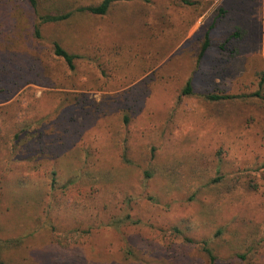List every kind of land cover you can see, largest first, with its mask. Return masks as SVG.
<instances>
[{
  "label": "rangeland",
  "instance_id": "obj_1",
  "mask_svg": "<svg viewBox=\"0 0 264 264\" xmlns=\"http://www.w3.org/2000/svg\"><path fill=\"white\" fill-rule=\"evenodd\" d=\"M35 1L36 7L31 0L18 1L11 12L14 29L4 36L5 45L29 49L31 56L61 69L64 76L62 62L53 54L54 43H63L80 57V88L98 79L102 70L112 81L102 91L97 90L99 85L70 90L69 85L59 89L31 83L0 107L16 101L28 88L35 99L50 91L83 92L98 103L117 94L122 95L114 100L132 98V102H116V112L101 118L111 130L112 144L120 145L124 137L140 130L144 133L137 135L139 157L151 158V146L157 151L149 165L142 164V169L150 167L152 179L144 180L142 169L124 168L122 183L127 191L133 190L135 202L146 195L157 200V204L146 198L140 201V225L126 232L141 233L140 239V235L157 237L154 230L159 228L170 234L171 228L179 227L198 244L189 247L194 256L208 242L223 264H257L264 257V108L246 97L257 90L256 73L264 70V0H196L197 6L182 10L187 24H181L178 30L183 33L176 40L168 32L163 37V18L181 10L174 0H112L106 16L78 11L104 0ZM220 10L227 14L220 16ZM68 12L72 17L65 22L40 24L37 36L41 15ZM236 32L241 34L238 39L233 37ZM206 34L211 46L200 60ZM188 81L193 91L184 95ZM208 94L239 98L209 103ZM47 103L40 102L41 114H46ZM123 110L134 113L129 128L123 126ZM78 117L84 121L82 115ZM11 167L12 161L6 162V169ZM61 170L64 184L68 172L65 167ZM239 176L243 179L236 181ZM11 179L0 184V259L4 264H33L36 250L50 240L46 209L54 195L43 178L34 177L26 187L14 185ZM229 184L234 186L231 194L226 190ZM250 185L259 190H251ZM81 204L73 211L81 214ZM126 214L123 211L119 217ZM51 218L64 228L78 222L74 213ZM91 225L92 221L86 226ZM219 230L223 237L217 236ZM108 232L94 234L88 241L83 264H126L119 252L121 237ZM246 254L248 259L242 262L238 256Z\"/></svg>",
  "mask_w": 264,
  "mask_h": 264
},
{
  "label": "trees",
  "instance_id": "obj_2",
  "mask_svg": "<svg viewBox=\"0 0 264 264\" xmlns=\"http://www.w3.org/2000/svg\"><path fill=\"white\" fill-rule=\"evenodd\" d=\"M18 1L0 0V29L3 35L0 38V104L8 103L15 93L31 83L59 89L69 85L70 90L95 89L94 86L99 85L97 90L102 91L103 87L112 81L102 70L98 79L93 83L84 82L81 85L85 88H80L77 72V60L80 57L63 43H54L53 54L62 62L64 76L61 69L51 68L40 58L31 56L29 49L5 45L4 36L14 29L11 12ZM31 2L36 7V1ZM174 3L176 9L181 10L176 11L173 16L164 17V14H160V17H164L163 37L166 38L168 32L170 39L176 40L183 33L182 30H178L181 24H187L182 10L197 6L199 3L196 0H174ZM111 4L112 0H104L98 6L80 8L78 11L106 16ZM224 13L220 10V16ZM71 17L72 12L41 15L36 26L37 36L40 34V24L65 22ZM113 33L109 27V34ZM126 35L128 36L127 33ZM233 37L238 39L241 34L236 32ZM210 46L209 34H206L200 60ZM221 49L224 50L225 47L221 46ZM98 66L101 68V63ZM115 66L119 67L118 64ZM57 70L58 74H55ZM256 82L257 90L248 94L246 98L259 101L264 108V70L256 73ZM144 91L142 89V92ZM192 91V83L188 81L183 94L191 95ZM138 94L137 92L135 95ZM121 95L107 96L104 102L98 103L83 92L50 91L45 92L40 99H35L33 89L28 88L16 101L0 107V184L12 178L11 183L14 185L26 187L27 183L34 181V177H37L36 181L43 178L47 181L49 191L51 190L54 195L52 203L48 204L46 209L50 223L45 228L50 240L47 241V245L36 250L35 259H31V262L83 264L85 257L83 250L92 236L110 234L108 231H111L121 237L122 246L119 252L123 254L126 264H223L208 242H204L197 250L198 254H195L197 256H194L189 247H196L197 243L179 227L171 228L170 234L163 233L162 228H159L154 230L158 234L157 237L140 235V239H137L139 236L137 234L141 233L131 235L126 232L140 225L141 220L137 217L140 201L146 198L149 202L157 204V200L154 196L146 195L137 198L135 202L133 190H130L132 191L130 193L122 183V178L125 177L124 168L142 169V164L149 165L150 159L155 158L157 151L155 146H151L149 149L151 158L139 157L141 149L137 135L144 133L140 130L124 137L122 144L118 145L116 141L112 144L111 130L101 118H106L108 113L116 112L114 108L116 102H132L130 97L123 101L114 100L119 99ZM27 98H31L32 101L26 104L24 102ZM237 98L239 96L208 94L206 101L221 103ZM41 101L48 102L46 114H41L39 105ZM123 113V126L129 128L134 122L132 120L134 113L127 110H123ZM81 115L84 121L79 122L77 119ZM37 118L42 120L36 124L33 120ZM11 161L13 167L6 169V162ZM64 167L68 175L63 184L60 170ZM142 170L144 180L153 178L154 174L150 167ZM242 179L243 177L239 176L236 181ZM262 179L264 180V177ZM252 188L255 191L259 190L257 186L250 185L251 190ZM226 190L231 194L234 186L229 184ZM119 198L120 201L115 203ZM192 198L194 200V197ZM80 203L81 214L73 211ZM189 205L190 202L186 204L187 207ZM123 211H127V214L119 217ZM58 213L61 215L74 213V219H78L77 225L72 228L59 226L57 220L54 222L51 218V215ZM107 217L108 223H105L104 219ZM90 221L93 225L87 227ZM223 234L224 232L220 230L217 232L218 237H223ZM223 241L225 242L224 239H220L219 243L224 244ZM238 257L242 262H246L248 254ZM258 261L257 264H264V257ZM0 264H4L1 259Z\"/></svg>",
  "mask_w": 264,
  "mask_h": 264
},
{
  "label": "crops",
  "instance_id": "obj_3",
  "mask_svg": "<svg viewBox=\"0 0 264 264\" xmlns=\"http://www.w3.org/2000/svg\"><path fill=\"white\" fill-rule=\"evenodd\" d=\"M223 11L225 12L224 15L227 14V11L226 10H223Z\"/></svg>",
  "mask_w": 264,
  "mask_h": 264
}]
</instances>
